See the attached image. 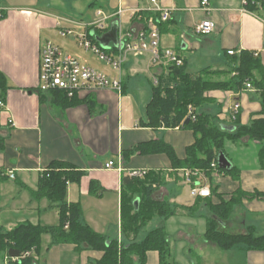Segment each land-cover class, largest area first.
Returning <instances> with one entry per match:
<instances>
[{
	"label": "crops",
	"instance_id": "obj_1",
	"mask_svg": "<svg viewBox=\"0 0 264 264\" xmlns=\"http://www.w3.org/2000/svg\"><path fill=\"white\" fill-rule=\"evenodd\" d=\"M158 6L171 11L169 21L159 24L161 47L182 58L191 74L207 69L229 70L234 61V57L228 55L231 50L237 55L259 53L256 58L264 71V24L247 11L249 8L243 0H209L207 7L202 6V0H159ZM65 7V0H0L3 15L0 71L9 85L3 98L8 111L0 114V233L25 223L42 227L60 225L59 210L47 197L37 198L34 193L52 165L64 163L81 175L79 181L69 182L67 203H79L83 221L108 242L128 246L135 239L124 232L122 198L132 196L134 204L139 201V210L146 187L131 184L133 179L128 172L145 169L148 175L142 181L154 189L152 199L167 202L177 214L169 219L154 216L152 219L158 218L164 225L141 234L146 228L143 227L137 242L163 227L169 236L173 264H264V250H251L244 245L224 250L207 237L208 220L214 218L208 203L216 205L222 198L229 201L238 192L245 196L234 207L231 217L219 222V230L229 235H244L250 231L264 236V169L259 162L260 143L249 138L226 142L225 151L229 146L239 149L237 161L229 160L237 168L238 176L225 174L217 179L211 175L206 183L212 191L210 198H194L191 185L180 172L183 169H174L166 154L137 151L141 145L162 141L173 148L179 160H185L187 148L195 143L191 129L146 125L147 107L153 100L154 88L159 82L167 83L170 67L155 65L149 53L129 54L120 71L125 74L120 78L121 95L101 90L92 95L83 94L77 98L81 103L65 107L53 92L40 93L43 45L51 42L64 49L62 39L69 38L60 37L58 20L71 21L74 24L69 23L68 27L82 33L86 31L85 26L97 18L98 11L116 15L122 9V15L116 16L113 22H119L122 33H135L143 28L138 17H148L145 12L150 13L154 5L149 0H96L88 5L93 17L81 20L72 17ZM259 9L252 11L262 14ZM83 13L85 15L86 10ZM203 21L215 24L212 34L195 32ZM115 46L112 42L108 48ZM131 76L142 77L139 86L128 87L127 78ZM144 77L151 84V94L142 81ZM154 79L158 80L157 85ZM226 79L225 76L213 77L214 81ZM253 87L239 93L212 90L206 94L207 103L198 113L213 116L228 132L235 131L237 125L246 126L264 118V92ZM236 104L241 107L234 120ZM112 161L116 167L122 166L123 171L106 169ZM11 174L15 175L14 180L9 177ZM185 188L190 190L192 201L186 198ZM136 189L140 192L133 194ZM200 203L205 204L209 214L197 212ZM77 248L75 244H54L52 236L45 234L36 261L38 264H96L104 256L103 252ZM7 255L0 254V264H17L6 262ZM146 264H161L159 253L149 252Z\"/></svg>",
	"mask_w": 264,
	"mask_h": 264
},
{
	"label": "trees",
	"instance_id": "obj_2",
	"mask_svg": "<svg viewBox=\"0 0 264 264\" xmlns=\"http://www.w3.org/2000/svg\"><path fill=\"white\" fill-rule=\"evenodd\" d=\"M249 10L259 9L254 2L261 0H249ZM264 8V4H263ZM260 10V9H259ZM145 12V15H152ZM234 57L232 67L227 71H212L207 69L199 74H191L186 65L169 68L167 83L159 82L154 88V97L147 107V126L166 129H191L195 135V143L187 148L185 160H179L172 147L162 141L137 147V151L144 153L166 154L174 169H200L211 177V164L218 162L221 153L226 155L225 145L227 141L238 142L243 138L261 144L259 162L264 169V118L256 119L251 124L237 125L235 131L228 132L217 124L216 119L206 113H198V109L207 103L206 94L212 90H224L235 93L245 89L247 83L264 92V71L259 59L252 53L242 52ZM259 76H257V75ZM214 76H225V81H214ZM9 90L7 78L0 71V99L3 100ZM54 95L65 107L75 106L81 101L77 98H69L66 94L54 91ZM44 100V96H41ZM189 106H192V118L188 125L185 124L189 115ZM227 156V155H226ZM74 169L64 163H54L51 170L43 176L40 188L34 195L37 198H48L52 206L60 213V225L57 227L35 226L29 223L18 225L9 232L0 233V254L10 250L20 251V256L29 253L28 257L21 259L17 264H38L36 258L41 248L42 236L50 234L54 244H75L78 250H92L103 252V258L96 264H146L147 254L155 251L160 255L161 264H173L171 262V248L169 236L165 228H158L150 232L142 242L136 238L143 227L154 216L169 219L177 214L167 202H156L152 199L154 189L145 186L144 179H136L132 182L135 187L144 186L143 203L138 211L135 209L133 197L122 198V218L124 232L134 236V242L119 249L118 242H108L106 238L96 233L83 221V211L79 203H67V189L70 181H79L80 174L74 173ZM227 175L238 176L236 167L230 171H224ZM128 179V178H127ZM125 179V181L127 180ZM134 191L133 194H137ZM216 194V192H215ZM245 194L238 192L231 200L220 199L218 204L208 203L214 218L208 220L207 237L224 250L237 245H244L251 250H264V236H256L253 232L244 235H229L219 230V222L228 220L234 207L240 203ZM66 225L68 229H66Z\"/></svg>",
	"mask_w": 264,
	"mask_h": 264
},
{
	"label": "built area",
	"instance_id": "obj_3",
	"mask_svg": "<svg viewBox=\"0 0 264 264\" xmlns=\"http://www.w3.org/2000/svg\"><path fill=\"white\" fill-rule=\"evenodd\" d=\"M153 9L150 10L152 15L142 18L138 17V21L143 24V28L138 32L127 31L122 33L120 30L119 22H113L116 16H121L123 11L119 9L116 15H107L103 11H98L97 18L90 24L86 25V31L82 33H76L72 28L68 27V24L72 23L68 20H58L57 28L60 37L68 38L75 36L77 45L84 49L86 52H91L96 55L101 61L106 62L116 71H121L124 62L129 54H146L149 53L152 56V61L155 65H166L167 67H182L184 66V60L180 58L174 51L170 49H162L161 47V31L160 23H166L169 21L171 11L161 9L158 6L159 0H149ZM244 5L249 8L250 1L243 0ZM258 8L262 10V14H254L264 24V0L254 2ZM209 0H202V6L207 7ZM158 14L159 17H156ZM3 15L0 11V20ZM74 24V23H72ZM117 24L118 26V44L115 48L104 49L98 38L107 34L112 26ZM215 31V24L211 21H203L195 28V32L201 35H210ZM264 49V39H263ZM259 53H253L255 57H258ZM229 56L237 55L236 51H228ZM155 85L158 84V80L154 79ZM247 90H253L254 87L251 83H247ZM112 90L118 94L123 93V84L121 79H112L108 75L98 72L95 69L81 64L73 56L67 55L62 48L51 42H46L41 50V64H40V76H39V91L42 94H47L54 91H59L66 94L69 98H78L83 94L92 95L97 91ZM241 105L236 104L233 108L235 115L234 120L237 119ZM3 111H8L4 100L0 99V114ZM189 117L192 119V106H189ZM10 123L12 121L10 120ZM106 169H116L119 172L123 171L122 166L116 167L115 163L109 162L106 165ZM211 175L214 178H220L225 173L219 168L218 162L214 161L211 164ZM182 177L191 185L192 196L194 198H210L212 191L206 184L209 181L207 173L200 169H183L180 171ZM129 176L132 179H143L148 175V170H130ZM12 180L15 179V175L9 176ZM69 225H66L68 229ZM29 253L20 256L19 258H11L9 255L6 257V262L18 263L21 259L28 257Z\"/></svg>",
	"mask_w": 264,
	"mask_h": 264
},
{
	"label": "rangeland",
	"instance_id": "obj_4",
	"mask_svg": "<svg viewBox=\"0 0 264 264\" xmlns=\"http://www.w3.org/2000/svg\"><path fill=\"white\" fill-rule=\"evenodd\" d=\"M92 1L96 0H65L67 7L66 9L69 10L70 15L74 17L75 19L81 20V19H91L93 17V12L89 11L88 5ZM64 9V8H63ZM73 12H72V11ZM86 10V14L83 15L84 11ZM67 12V11H66ZM69 14V13H67ZM78 30V29H77ZM76 30V31H77ZM77 33V32H76ZM81 33V32H79ZM75 36H71L68 39H62V45L65 47L63 51L70 54L74 58H76L81 64L89 66L93 69H95L98 72L104 73L111 77L112 79H120L121 77H124V73H120L119 71L114 70L111 66H109L106 62L101 61L96 55H94L91 52H86L84 49L77 46L75 42ZM126 73V72H125ZM141 76H131V78H127V80L130 82V85L128 87L133 88L136 86H139V82L141 81ZM147 87V91L151 94V84L148 81V78L144 77L142 80ZM230 148L226 149L227 156L230 161L236 162L239 157V149H237L234 146H229ZM251 153L253 154V150H251ZM186 189V198H188V201H192L194 198L191 196L190 190L188 188ZM192 197V198H191ZM197 212L200 214H209L207 207L204 203H200L199 207L197 209ZM159 222V223H158ZM164 224L159 221L158 218L152 219L146 228L142 231L141 234H143L145 231H151L157 227L163 226ZM142 240V239H140ZM122 246L119 245V249L121 250ZM6 260V258H5ZM37 262V261H36Z\"/></svg>",
	"mask_w": 264,
	"mask_h": 264
},
{
	"label": "water",
	"instance_id": "obj_5",
	"mask_svg": "<svg viewBox=\"0 0 264 264\" xmlns=\"http://www.w3.org/2000/svg\"><path fill=\"white\" fill-rule=\"evenodd\" d=\"M117 38H118V26H117V24H114L111 28V31L109 33L103 35L102 37L98 38V41L104 49H108L110 43L114 42L116 45L118 44ZM190 120H191V118L188 117L185 124L188 125ZM218 165H219V168L221 170H224V171H230L233 167L232 163L229 161V159L227 158V156L224 153H221L219 155ZM138 205H139V201H136V203H135L136 210H138ZM8 255L11 258H19L20 257V251L10 250L8 252Z\"/></svg>",
	"mask_w": 264,
	"mask_h": 264
}]
</instances>
